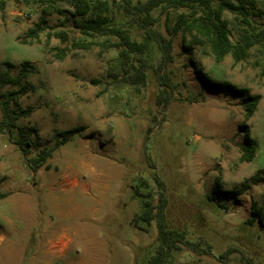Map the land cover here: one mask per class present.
<instances>
[{"label": "rangeland", "instance_id": "rangeland-1", "mask_svg": "<svg viewBox=\"0 0 264 264\" xmlns=\"http://www.w3.org/2000/svg\"><path fill=\"white\" fill-rule=\"evenodd\" d=\"M69 1L0 0V74L6 62L14 64L13 76L23 62L32 64L28 82L35 89L18 106L32 113L17 125L38 130L28 158L16 145L17 130L0 134V264H150L159 248L156 222L136 227L133 220L143 211L136 191L157 193L154 176L166 185L169 229L211 247L210 255L183 247L165 264H248L246 258L264 264V229L258 222L246 223L252 201L262 199L264 184L237 199L214 193L218 179L223 190H232L264 169V48L254 47L239 63L228 56L218 64L200 47L187 53L180 33L173 38V61L160 72V82L154 69L162 53L153 42L145 56L153 68L144 85L133 86L123 80L117 50H76L62 61L55 59L51 49L68 44L49 35L66 32L71 40L82 39ZM100 1L110 5L112 25L127 30L132 39H145L120 0ZM257 1L264 11V0ZM152 17L154 29L170 39L162 9ZM224 18L237 43L243 24L227 12ZM42 19L40 43L22 44ZM251 21L257 30L264 28V18ZM193 64L215 79L261 95L253 117L244 120L241 98L204 89ZM12 90L17 88L0 86V102ZM245 123L259 142L251 163L239 160ZM74 128L84 130L35 171L27 159L52 150L54 132ZM49 239L62 253H49ZM231 248L239 252L222 259Z\"/></svg>", "mask_w": 264, "mask_h": 264}, {"label": "trees", "instance_id": "trees-1", "mask_svg": "<svg viewBox=\"0 0 264 264\" xmlns=\"http://www.w3.org/2000/svg\"><path fill=\"white\" fill-rule=\"evenodd\" d=\"M33 0H26L27 3ZM69 3L74 9V16L78 19L77 29L82 39L71 40L66 32H58L51 37H56L65 48H52L55 59L64 60L71 51H90L99 48L103 54L110 50L119 51L121 71L123 80L130 85L139 86L146 82L147 71L151 66L146 59L150 51L151 43L155 42L162 53V62L155 68L157 79L160 82V72L173 61V38L180 33L184 36V46L187 53H193L195 47H200L205 56L211 57L216 63H222L228 56H232L235 63L247 59L250 50L256 46L264 48V28L257 30L252 24V17L264 18V11L259 9L257 0H150L143 4L133 5L132 0H120L122 11L127 16L135 17L136 23L145 31V39L138 41L132 39L129 32L122 27L112 25L108 18L110 5L100 0H70ZM158 8L166 14V32L170 39L154 29L156 21L152 12ZM234 15L235 20L242 25L238 32V42L231 40L232 31L228 20L224 18L225 13ZM46 21L42 19L29 30L22 44L34 45L40 43L41 34L45 31ZM97 38L103 40L97 41ZM189 38V40H187ZM50 40H48L49 43ZM31 63H22V69L17 76L11 74L14 64L6 62V71L0 74V86H12L17 90L6 92L4 100L0 102L2 119L0 120V134H12L17 130L16 145L23 156L28 158L31 155V148L34 145L33 136L38 135L35 128L26 129L19 127L17 121L28 117L31 110L18 108L19 101L35 87L28 82L32 73ZM197 77L204 89L214 90L225 94H232L242 99L244 109V120L248 122L255 114L261 100V95H253L248 88L239 87L226 80H218L210 76L200 64H193ZM162 85V83H161ZM83 128H74L63 132H54L53 138L55 147L52 150H43L38 157L27 159L37 171L46 165L52 153L62 145L71 141L76 135L83 132ZM244 135V142L240 146V163H251L257 154L259 142L252 137L251 129L247 123L241 127ZM49 169V166H46ZM158 188L157 193H141L138 189L136 194L142 199V214L133 220L136 227L139 224L151 226L156 222L158 231L159 248L157 253L150 260V264H165L172 253L181 251L183 247L195 253L211 254V247L200 241L191 243L187 240L186 233L170 230L166 220V208L168 206L167 189L165 183L158 176H154ZM145 183V182H144ZM144 183H142L144 185ZM264 184V169L257 171L253 176L246 179L242 184L232 190H223L220 179L214 187L223 199H237L249 192L251 187ZM155 200L157 203L155 204ZM258 222L264 229V194L260 202L252 201L250 207V218L247 224L253 225ZM207 246V249L201 248ZM239 252L237 248L229 249L222 259H228L233 253ZM243 253V252H242ZM243 256L246 258L245 253ZM248 264L252 260L246 258Z\"/></svg>", "mask_w": 264, "mask_h": 264}, {"label": "crops", "instance_id": "crops-1", "mask_svg": "<svg viewBox=\"0 0 264 264\" xmlns=\"http://www.w3.org/2000/svg\"><path fill=\"white\" fill-rule=\"evenodd\" d=\"M49 245V253L52 255V256H55L57 255L56 251L59 250L60 251H63L62 250V247L60 245H58L57 243H54L51 239L48 240V243ZM58 245V246H57ZM58 249V250H57ZM62 253V252H60Z\"/></svg>", "mask_w": 264, "mask_h": 264}]
</instances>
